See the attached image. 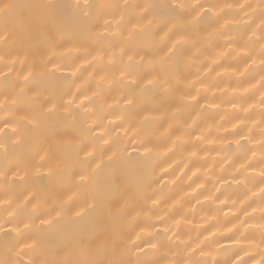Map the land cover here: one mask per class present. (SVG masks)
<instances>
[{
	"label": "bare ground",
	"instance_id": "obj_1",
	"mask_svg": "<svg viewBox=\"0 0 264 264\" xmlns=\"http://www.w3.org/2000/svg\"><path fill=\"white\" fill-rule=\"evenodd\" d=\"M0 264H264V0H0Z\"/></svg>",
	"mask_w": 264,
	"mask_h": 264
},
{
	"label": "snow or ice",
	"instance_id": "obj_2",
	"mask_svg": "<svg viewBox=\"0 0 264 264\" xmlns=\"http://www.w3.org/2000/svg\"><path fill=\"white\" fill-rule=\"evenodd\" d=\"M14 6L13 5H4L3 8H0V11H8L11 10Z\"/></svg>",
	"mask_w": 264,
	"mask_h": 264
}]
</instances>
